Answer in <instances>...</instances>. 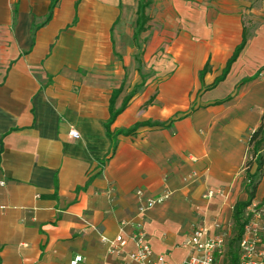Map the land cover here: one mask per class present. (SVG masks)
Returning a JSON list of instances; mask_svg holds the SVG:
<instances>
[{
  "label": "crops",
  "instance_id": "1",
  "mask_svg": "<svg viewBox=\"0 0 264 264\" xmlns=\"http://www.w3.org/2000/svg\"><path fill=\"white\" fill-rule=\"evenodd\" d=\"M151 1L136 37L139 0H59L51 16L53 0H0V264H126L133 242L110 254L101 236L140 229L170 257L155 230L175 215L230 235L264 113V1Z\"/></svg>",
  "mask_w": 264,
  "mask_h": 264
},
{
  "label": "built area",
  "instance_id": "2",
  "mask_svg": "<svg viewBox=\"0 0 264 264\" xmlns=\"http://www.w3.org/2000/svg\"><path fill=\"white\" fill-rule=\"evenodd\" d=\"M69 135L72 138H80L81 133L75 127H71ZM142 194V191H138ZM217 194H224L223 189H209L206 198H212ZM171 193L166 192L152 196L140 207L144 212L148 208L164 202ZM243 234L238 242V264H264V199H253L246 208V217ZM219 224H198L192 231L186 246L189 248L188 255L179 264H223L220 254L228 243L226 232H216ZM102 242L108 245L110 254H121L129 241L134 244V249L127 253L126 264H169L166 254L155 253L149 243L148 235L143 229L138 230L129 238L119 233L113 239L105 235L101 236ZM84 260L82 255H77L71 260V264H81Z\"/></svg>",
  "mask_w": 264,
  "mask_h": 264
},
{
  "label": "trees",
  "instance_id": "3",
  "mask_svg": "<svg viewBox=\"0 0 264 264\" xmlns=\"http://www.w3.org/2000/svg\"><path fill=\"white\" fill-rule=\"evenodd\" d=\"M59 0H53L51 5V10L49 16L52 15L53 9ZM151 0H139V6L137 10V22L135 36L138 37L142 32L148 29V23L151 19L150 15L147 13V9L151 4ZM248 42V32L244 29L242 42L236 47L232 57L229 59L227 66L225 67L222 75L216 79L215 83L223 80L230 71L233 62L238 58L241 51L245 48ZM209 69V64L206 65L203 72ZM133 91L131 95L128 96L127 100L134 94ZM154 97L149 100V103L153 102ZM127 101L123 106L116 110L114 104H111V118L107 123L108 131H110V125L115 120L116 116L126 107ZM150 124V122H139L134 127L130 129H121L116 132V134H130L133 133L140 125ZM159 125L161 123H152ZM249 158L246 163V170L244 176V186L248 192V199L245 201H238L233 209V221L235 225V233L230 238L227 244L226 253V263L225 264H238V242L243 234L246 208L256 198V192L259 184L264 177V113L262 116V121L259 126L251 131L249 140Z\"/></svg>",
  "mask_w": 264,
  "mask_h": 264
},
{
  "label": "rangeland",
  "instance_id": "4",
  "mask_svg": "<svg viewBox=\"0 0 264 264\" xmlns=\"http://www.w3.org/2000/svg\"><path fill=\"white\" fill-rule=\"evenodd\" d=\"M194 2H208V3H213L216 2L217 0H192ZM253 1L254 3L256 2H261L264 0H250ZM150 14H155V11L152 10L149 12ZM147 39V38H145ZM144 38H142V42L140 43V48H143V40H145ZM262 182V181H261ZM169 200L166 199L165 201ZM200 222V221H199ZM184 223L185 221H181L177 215H175V217H167L165 218L161 224L159 225V227L155 230L157 232L158 235L161 236H173L176 239L175 244L173 245V255L172 256H168L167 253L169 252H165L166 256L168 257V259L170 258L173 263H178L182 260L183 256L187 253V248L183 247L184 241H186L187 239H189L188 236L191 235V233L189 232V230L194 229L198 224L200 223H192L191 227H185L184 228ZM235 233V226H233L231 228V233L228 236V241L230 240V238L234 235ZM228 244V243H227ZM227 246L225 247V249L223 250V252L220 254V259L223 262V264L226 263V253H227Z\"/></svg>",
  "mask_w": 264,
  "mask_h": 264
}]
</instances>
